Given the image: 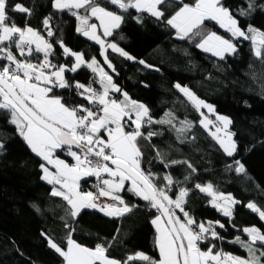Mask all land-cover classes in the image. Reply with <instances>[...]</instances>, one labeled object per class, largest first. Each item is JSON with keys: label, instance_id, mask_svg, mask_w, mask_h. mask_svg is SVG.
Wrapping results in <instances>:
<instances>
[{"label": "trees", "instance_id": "obj_1", "mask_svg": "<svg viewBox=\"0 0 264 264\" xmlns=\"http://www.w3.org/2000/svg\"><path fill=\"white\" fill-rule=\"evenodd\" d=\"M97 2L122 15L120 27L107 39L134 58L128 60L107 49L115 71L104 63L99 45L76 31L77 18L72 12L84 15V9L55 10L53 0H9V15L22 29L30 25L43 33L53 45V54L49 56L52 64L68 68L72 65V57H63L59 44L62 41L71 50L81 52L87 61L95 57L122 92L144 104L154 120L171 119V124L154 123L142 127L145 134L159 133L150 141H138L143 153L142 170L151 173L159 187L167 183L162 180L166 174H170L174 182L178 181L168 192L172 199L176 198L180 188L189 189L185 211L197 223L207 225L219 221L224 224V228H215L222 239L209 237L200 242L202 251L214 245V251L247 258L246 249L233 241L239 238L249 243L242 232L246 227H256L264 234V221L259 213L247 207V204L254 203L264 211V60L255 56L250 40L232 38L211 20L205 21L202 34L217 32L227 35L235 42V53L220 59L196 47L201 37L178 39L176 30L167 24V20L185 4L194 6L196 0H166L158 6L164 13L162 19L135 9L123 12L105 0ZM221 2L231 11L242 30L254 27L264 33V0H255V9L246 16L238 12L241 8L247 9L248 0ZM15 3L28 7L32 15L13 13L11 7ZM46 17L51 18L52 37H48L44 30ZM93 20L91 17L90 21ZM13 52L18 53L15 49ZM40 57L41 54L33 53L28 59L35 63ZM141 60L150 67L139 63ZM65 78L71 85L76 82L89 85L93 80H99L86 66L75 73L66 72ZM177 83L210 104L216 112L229 117V130L236 144L233 156H227L201 126L202 113L175 87ZM99 87L100 83H92L93 89ZM53 94L62 97L69 107L74 101L91 107L86 99L77 95L74 87H57ZM9 118V111L0 110V264H64L63 257L49 246L48 240L66 251L69 237L90 249L98 244L104 246L105 255L122 264L137 252L159 260L156 230L151 223L159 214L155 209L146 207L147 202L125 190L120 195L129 205L139 207L124 218L106 217L92 208H84L72 218L66 211L67 203L61 197H52V186L41 179L43 160L32 152ZM185 121L188 122L187 130L179 131ZM66 151L60 150L58 155L72 165L74 159L67 156ZM173 161L186 163L173 164ZM234 161L243 165L242 173H236L235 166L229 169ZM189 175L191 179L185 181V176ZM90 178L83 181L87 189ZM197 183L202 186L211 183L218 193L230 194L237 201L232 207V216L225 217L209 205L211 197L195 189ZM126 186L129 185L126 183ZM177 215L182 217L179 210ZM255 246L264 250L260 242ZM128 264L145 262L134 260Z\"/></svg>", "mask_w": 264, "mask_h": 264}, {"label": "snow or ice", "instance_id": "obj_2", "mask_svg": "<svg viewBox=\"0 0 264 264\" xmlns=\"http://www.w3.org/2000/svg\"><path fill=\"white\" fill-rule=\"evenodd\" d=\"M165 2L166 0H105V3H110L123 12H128L130 9H135L137 12L147 11L158 19L164 16L158 6ZM52 7L59 11L85 10L84 15L72 12L79 21L76 31L100 46V56L113 71L115 69L108 59L107 49L128 60H134L116 43H106L97 34L99 27L103 29L104 37L112 36L113 30L120 27L122 15L107 10L97 0H53ZM255 7V0H248L247 9L241 8L238 14L246 16ZM11 11L27 16L32 15L31 10L21 3L12 5ZM91 17L100 21L99 26L89 22ZM50 19L46 17L43 20L48 37L54 35L50 28ZM208 20L215 21L220 28L230 33L232 38L250 39L254 46L259 36V44L262 47L255 48V56L264 60V33H257L251 27L247 32L241 30L237 19L228 8L222 5L221 0H196L194 6L185 4L167 20V24L176 30L178 39L201 37L196 47L204 52H210L215 57L224 59L225 54L235 53L236 47L232 39L224 38L216 32L202 34V26ZM59 44L65 59L74 57L75 62L70 68L52 64L49 56L53 54V45L41 35L40 31L33 29L30 25H26L23 29L18 26L9 15V0H0V110L10 112V123L15 125L19 135L27 142L32 152L46 162L40 165L44 173L41 179L53 186L52 197H61L67 203L68 215L76 218L82 209L92 208L106 217L124 218L139 207L137 204L129 205L120 195L126 190L147 202L146 207L155 209L159 213L151 223L156 229L155 245L159 249L160 258L153 260L148 255L137 252L134 256H128L123 264L134 260L145 262V264H264V250L257 249L255 246L259 241L264 248V234L255 227L244 229L250 237L249 243H244L239 238L233 241L241 243L246 249L249 254L247 258L214 251V245L208 247L207 251L201 250L200 242L208 240L209 237L213 240L222 239L215 228L217 226L224 228V224L219 221L208 222L207 225L203 222L197 223L185 211L189 189L180 188L176 198L172 199L168 192L174 183L179 182H174L172 176L166 174L162 180L167 183L159 187L154 183L153 175L146 174L141 168L143 153L138 141L140 139L150 141L152 136L159 134L155 132L145 134L142 127L154 123L171 124V119L154 120L144 104L132 100L127 93H123L122 89L113 82L112 76L97 66L98 61L95 57L91 61H86L82 53L71 51L62 41H59ZM13 49L17 50L19 56L24 59H18ZM33 52L43 53V62L32 63L28 57H31ZM139 63L150 67L142 60ZM82 66L91 69L95 75L99 76V80H93L87 86L79 82L71 85L66 80L65 73H75ZM97 82L100 83L102 92L92 88V83ZM57 87L60 89L74 87L77 95L86 99L91 107L80 104L79 101H74L73 106L69 107L62 97L53 94ZM175 87L188 98L197 111L201 108L214 111L211 105L200 100L187 87L179 83ZM112 92L122 93L123 99L111 98ZM216 119L223 122L224 129H227L231 123L223 116H217ZM183 123L184 127L179 131L187 130L188 122ZM200 123L206 129L213 124L211 120L206 121V119H202ZM128 127L132 130L126 131ZM220 131L221 128L216 126V133L210 134L223 152L231 157L236 151L232 134L225 132L227 139H224L217 135ZM105 133L107 139L103 138ZM57 149H67V154L74 159L75 163L70 165L62 159L55 158ZM172 163L186 162L173 161ZM47 165H51L54 171H51ZM233 166L236 173L244 171L239 161H234V165L228 167L231 169ZM188 167L195 172L191 164H188ZM92 176L99 181L98 194L81 192L79 190L81 178ZM184 179L187 181L191 179V176H185ZM126 181L130 182V186H126ZM194 187L200 193L211 197L212 207L222 212L225 217L232 215L228 203L234 205L237 201L230 194L218 193L211 183L206 186L197 183ZM100 197H106L110 202L98 203ZM220 201L225 203L222 205ZM247 207L259 213L260 219L264 220V211L254 203H249ZM177 210L182 213V217L177 215ZM48 243L63 257L66 264H122L120 261L107 257L106 248L99 244L94 249H90L69 237L65 251L51 239Z\"/></svg>", "mask_w": 264, "mask_h": 264}, {"label": "rangeland", "instance_id": "obj_3", "mask_svg": "<svg viewBox=\"0 0 264 264\" xmlns=\"http://www.w3.org/2000/svg\"><path fill=\"white\" fill-rule=\"evenodd\" d=\"M77 10V9H76ZM147 12V11H146ZM150 13V12H149ZM94 20L93 21H89L90 23H94V24H96V25H98L99 26V24H100V21L99 20H97L95 17H92ZM79 25V21L77 20V26ZM252 29H255L256 30V32L257 33H260V30H258V29H256V28H254V27H251ZM249 29V28H248ZM247 29V30H248ZM242 30V29H241ZM247 30H246V32H247ZM41 33V32H40ZM217 33V32H216ZM81 34V33H80ZM97 34L98 35H100L101 36V38L103 39V40H105V42L106 43H114V42H112V41H110V40H108L107 38L108 37H104L103 36V29L102 28H99L98 27V30H97ZM218 35H220V36H222V37H224V38H228L227 37V35L225 36L224 34H222V33H217ZM228 34H230V33H228ZM41 35L45 38V36L43 35V33H41ZM231 35V34H230ZM176 37H177V33H176ZM46 39V38H45ZM228 39H230V38H228ZM234 39H243L242 37H237V38H234ZM250 40V39H249ZM91 41H93V40H91ZM251 41V40H250ZM95 42V41H94ZM200 42V41H199ZM198 42V43H199ZM232 42L234 43V45H235V42L232 40ZM251 44H252V41H251ZM33 46H35V45H33ZM66 46V45H65ZM118 46V45H117ZM252 46H253V50H254V52H255V48H259V47H262L260 44H259V36H257V43H256V45L254 46L253 44H252ZM66 47H68V46H66ZM100 47V46H99ZM119 47V46H118ZM236 47V46H235ZM69 48V47H68ZM70 49V48H69ZM71 50V49H70ZM111 50V49H110ZM71 51H73V50H71ZM124 51V50H123ZM203 51V50H202ZM74 52H76V51H74ZM78 53H81V52H78ZM207 53H209V54H211L210 52H207ZM39 54H41V57H40V60H39V62H43V59H44V54L43 53H39ZM231 54H233V53H231ZM255 54V53H254ZM212 55V54H211ZM225 55H227V54H225ZM73 58V62H71L72 64L75 62L74 61V57H72ZM216 58H218V57H216ZM87 61V60H86ZM91 61V60H90ZM38 62V61H37ZM37 62H35V63H37ZM107 65V64H106ZM65 66V65H64ZM98 67H101V68H103L104 69V71H107L106 70V68L101 64V63H99L98 62V65H97ZM66 67V66H65ZM89 69V68H88ZM89 70H91V69H89ZM92 71V70H91ZM97 77L99 78V76L97 75ZM85 86H87L86 84H84ZM100 90H101V92H102V87H101V85H100ZM206 104H208V103H206ZM210 105V104H209ZM213 108V107H212ZM200 112L202 113V119H206V121L207 120H211L212 122H213V124H210L209 126H208V128L206 129V128H204L202 125V127L206 130V131H208V133L210 134V133H216V126H219L220 128H221V131L219 132V133H217V135H219L221 138H224V139H227V137L225 136V132H230L231 134H232V131L231 130H229L230 129V124L228 125V128L227 129H224V127H223V122L222 121H217V119H216V117L217 116H223V117H225V118H227L228 120H230L229 119V117H227V116H225V115H223V114H220V113H218V112H216L215 110L214 111H209V109L208 108H201V110H200ZM9 119H11V114H10V118ZM202 119H200V120H202ZM215 125V126H214ZM132 130V128L131 129H129V130H126V131H131ZM211 135V134H210ZM212 136V135H211ZM232 139H233V134H232ZM234 142V141H233ZM66 153H67V151H66ZM70 156V155H69ZM57 158V157H56ZM62 159V158H61ZM62 160H64V159H62ZM65 161V160H64ZM66 162V161H65ZM89 192V191H88ZM248 205V204H247ZM264 221V220H263ZM256 228V227H255ZM243 232H244V230H243ZM244 234L247 236V233H245L244 232ZM156 235H157V233H156ZM249 239V238H248ZM249 242H250V239L248 240ZM257 242H259V241H257ZM67 250V249H66ZM64 264H66V262L64 261Z\"/></svg>", "mask_w": 264, "mask_h": 264}, {"label": "crops", "instance_id": "obj_4", "mask_svg": "<svg viewBox=\"0 0 264 264\" xmlns=\"http://www.w3.org/2000/svg\"><path fill=\"white\" fill-rule=\"evenodd\" d=\"M33 48H35V46H33ZM33 53H35V52H33ZM15 54L17 55V57H18V59H24L23 57H20L19 56V54L18 53H16L15 52ZM37 54H39V53H37ZM96 90L97 91H101L100 90V87L99 88H96ZM124 93V92H123ZM110 96H111V98H113V99H118V100H122L123 99V95H122V93H115V92H112V93H110ZM102 114V113H101ZM135 117H133V119H134ZM129 129H131V127H128V128H126V130H129ZM103 138L104 139H107V136H106V133L105 134H103ZM24 140V139H23ZM27 143V142H26ZM60 151V149H57L56 150V152H55V158L57 157L58 159H61L62 157L61 156H59L58 155V152ZM66 153V152H65ZM66 155L67 156H69L67 153H66ZM70 158H72L71 156H69ZM41 158V157H40ZM41 160H42V158H41ZM65 160V159H64ZM66 161V160H65ZM44 163H46L45 161H43ZM43 163V164H44ZM66 163H68L67 161H66ZM48 167H49V169L51 170V171H54V169L52 168V166L51 165H47ZM42 171V170H41ZM44 175V173H43V171H42V176ZM105 175V178H107V176H106V174H104ZM87 178H89V177H82L81 178V180L79 181V190L81 191V192H88V190H86L87 189V187H86V184H83V181L84 180H87ZM45 181V180H44ZM47 182V181H46ZM126 183H127V185H129L130 186V182H127L126 181ZM52 186V185H51ZM53 187V186H52ZM57 187H59L58 185H57ZM225 194V193H224ZM225 195H229V194H225ZM232 197V196H231ZM220 204H224L225 202L224 201H220L219 202ZM209 205H211V203L209 202ZM212 206V205H211ZM228 207L231 209V212H233V210H232V207H233V204H231L230 202L228 203ZM221 213V215H223L222 214V212H220ZM232 216V215H231ZM230 216V217H231ZM154 226V225H153ZM246 228H251V227H246ZM154 229H155V226H154ZM245 228H243V230H244ZM156 230V229H155ZM243 230H242V232H243ZM260 232V231H259ZM244 233V232H243ZM247 237L250 239V237L248 236V234H247ZM68 247V246H67ZM158 250V252H159V249H157Z\"/></svg>", "mask_w": 264, "mask_h": 264}, {"label": "built area", "instance_id": "obj_5", "mask_svg": "<svg viewBox=\"0 0 264 264\" xmlns=\"http://www.w3.org/2000/svg\"><path fill=\"white\" fill-rule=\"evenodd\" d=\"M71 163L74 164V161ZM90 179L91 180L89 181V185H88L87 190H89V192H93L94 194H98L97 185L99 184V181L97 180V178L95 176H92ZM97 202L103 203V202H110V201L106 197H100Z\"/></svg>", "mask_w": 264, "mask_h": 264}]
</instances>
